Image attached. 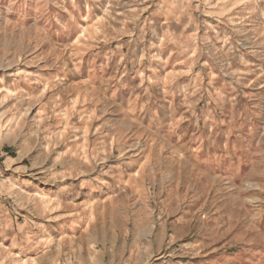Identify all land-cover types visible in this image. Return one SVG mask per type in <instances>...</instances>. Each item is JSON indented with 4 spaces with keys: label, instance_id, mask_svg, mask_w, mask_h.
I'll use <instances>...</instances> for the list:
<instances>
[{
    "label": "rangeland",
    "instance_id": "obj_1",
    "mask_svg": "<svg viewBox=\"0 0 264 264\" xmlns=\"http://www.w3.org/2000/svg\"><path fill=\"white\" fill-rule=\"evenodd\" d=\"M0 264H264V0H0Z\"/></svg>",
    "mask_w": 264,
    "mask_h": 264
}]
</instances>
